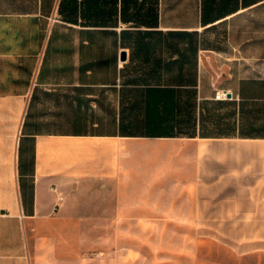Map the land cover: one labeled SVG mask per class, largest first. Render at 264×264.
Segmentation results:
<instances>
[{"label":"crops","instance_id":"0c3cea01","mask_svg":"<svg viewBox=\"0 0 264 264\" xmlns=\"http://www.w3.org/2000/svg\"><path fill=\"white\" fill-rule=\"evenodd\" d=\"M163 190L264 222V0H0V264H84L86 205Z\"/></svg>","mask_w":264,"mask_h":264},{"label":"rangeland","instance_id":"374dc122","mask_svg":"<svg viewBox=\"0 0 264 264\" xmlns=\"http://www.w3.org/2000/svg\"><path fill=\"white\" fill-rule=\"evenodd\" d=\"M105 194L84 207V264H264V222H220L202 192Z\"/></svg>","mask_w":264,"mask_h":264},{"label":"built area","instance_id":"2783aa9c","mask_svg":"<svg viewBox=\"0 0 264 264\" xmlns=\"http://www.w3.org/2000/svg\"><path fill=\"white\" fill-rule=\"evenodd\" d=\"M227 96V92L224 90H217L215 93V98H222Z\"/></svg>","mask_w":264,"mask_h":264},{"label":"water","instance_id":"95a60500","mask_svg":"<svg viewBox=\"0 0 264 264\" xmlns=\"http://www.w3.org/2000/svg\"><path fill=\"white\" fill-rule=\"evenodd\" d=\"M123 56H124V53H123Z\"/></svg>","mask_w":264,"mask_h":264}]
</instances>
